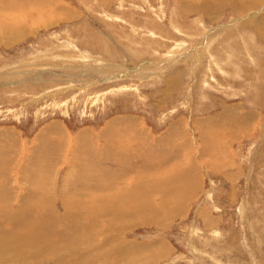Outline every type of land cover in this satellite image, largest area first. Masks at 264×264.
<instances>
[{
	"label": "rangeland",
	"instance_id": "374dc122",
	"mask_svg": "<svg viewBox=\"0 0 264 264\" xmlns=\"http://www.w3.org/2000/svg\"><path fill=\"white\" fill-rule=\"evenodd\" d=\"M239 1L0 0L1 242L38 200L59 243L35 264H264V0ZM174 165L185 202L155 223L90 238L62 216L110 188L159 202ZM89 238L109 258L81 259Z\"/></svg>",
	"mask_w": 264,
	"mask_h": 264
},
{
	"label": "bare ground",
	"instance_id": "6f19581e",
	"mask_svg": "<svg viewBox=\"0 0 264 264\" xmlns=\"http://www.w3.org/2000/svg\"><path fill=\"white\" fill-rule=\"evenodd\" d=\"M201 1L204 3V5L200 6L199 3L197 5L192 4L191 6H189V8L193 7L192 9H194V10L199 9V11H202L203 13H207L208 12L207 7L209 4V3L206 4L207 1H211L210 3L212 6H222L221 4H225V1L231 2L232 0H223L224 2L223 1H216V0H201ZM252 1H253V3L246 6V7L250 6V9L249 8H244V9L246 11L249 9L248 11H252V13H253V6H259L263 2L262 1L260 2L258 0H252ZM238 2H240V1L238 0ZM245 3H246V0H245ZM235 4H237V3H235ZM233 7L235 8L234 5H233ZM185 8H186V6H185ZM190 12H193V11H186V10H184V7L181 9L182 14H187ZM15 26H16V24H15ZM22 30H24V29H22ZM24 33L25 32L15 33L14 37L18 36V35H22ZM10 38L11 37H9V39ZM85 58H87V57H85ZM108 161H109V159H108ZM114 162H112V163L114 164ZM123 164H124V162H123ZM123 164H121V165H123ZM174 166L170 167L171 170L169 171L171 173V176H172V178H170V177L169 178L172 181L174 179V175H176L175 171L177 170L176 169L177 166H175V167ZM185 173L186 172H183L182 174H185ZM154 176L155 175L153 174V178H154ZM165 178H167V174H165ZM179 179H180V177H179ZM179 181L182 183L181 180H179ZM174 184H175V181H173L172 185L170 187H168V189H165L166 191H168L169 188H171L172 189L171 191H173V190L174 191L172 193L162 192L161 194H163V198L161 197L160 199H158L159 202H157L155 200L156 198H158V197H156L157 195L155 193H159V192H155V191L159 190V187H156V189L153 190L152 193L148 191L147 192L148 195H146V196H141L139 191H136L134 193L135 196H133V192H134V190H133V191H130L128 196L125 198L119 194H116V190L114 188H110L109 191L98 194L99 195L98 197H102V199H91V200L84 201V202L79 201L77 205H75L73 201H69L70 202V209H68L67 205H65V209L63 211L64 215H62V216L70 218V219H71V217L74 216V221H72V222H71V220L67 221V218H66V221H67L66 223L68 224V226L73 225V224H75V225L79 224V227L83 231V233L85 235L86 234L90 235V238L92 235H95V232L98 228L100 230L104 231L103 234H109V232H114L117 228L116 225H117L118 221L124 220L127 216H132V214H135L139 209H143L146 212L145 215L147 217L142 218L141 215H138L139 220L136 221L137 224H143V223L148 224L151 222L150 219L151 220L154 219V223H155V221L161 219V218L157 219V217H159L158 214L160 211H158V213L156 214L157 216H155V211L157 210L156 208H158V205L160 204V202H162L160 200H164L160 204V206H162V207L166 206L164 208L165 210H168L169 208L173 209V208H175L174 206H176V205L179 206V204L184 205L183 203H180L181 199L182 200L185 199V196H186V195L184 196V194H185L184 189L183 190L182 189H176L177 185H174ZM133 197H134V200L132 199ZM19 199H21V198H19ZM106 199H107V201H106ZM31 200H32V198L30 199V201ZM130 200H132V201H130ZM171 200L174 201L175 204H172L170 202ZM37 201L35 200L34 203L29 205V207H28L29 211L26 213V215H25V213L23 215V217H28V216H30V217H28L24 220L10 219L9 218L10 216L7 218L9 225L11 226V228H13L15 230L16 236L9 237L6 239L8 241V244L10 243V245H7L4 241L1 242V240H0V264H31V263L35 264V263H38L37 261L35 262L34 260L39 255V251H45V250L54 251L55 248H53V247L58 245L59 238L57 239V237H58L57 231H56L55 227H51V223L49 222L50 219H55V217H57L56 215L53 216L55 214L53 204L51 206L49 204L48 200H47L48 202L40 201L39 203H37ZM0 202H2V201H0ZM32 202H33V200H32ZM181 202H185V201H181ZM115 203H119L123 207L117 206V204H115ZM157 203H159V204H157ZM5 207L6 206H4V208L1 209V212H5L4 214L7 215V211H6ZM36 208H38V209H36ZM80 208H83L84 211L81 212ZM113 208H117V209L114 210ZM30 210H31V213H29ZM129 210L134 211V212L129 213L128 212ZM165 210L163 211L164 213L166 212ZM169 213H170L169 216L171 217L173 212H168L167 214H169ZM101 214H109V217L107 220H100L99 223L96 224L94 221V217L101 215ZM169 216H168L167 220L170 219ZM58 217H59V215H58ZM30 218H32V221L31 222L27 221ZM8 222H6V223H8ZM44 225L46 227H49V228L45 229V230H41L40 227H42ZM5 227H7V226H5ZM23 230H24V232H23ZM65 233L69 234V232H67V230ZM90 238L86 239L87 241H89L87 244H83L84 246L85 245L86 246L84 248H82L80 251L81 259L88 258L91 255H93L92 258H98V257L101 258V255H102V257L109 258V255L112 253V252L108 253L107 250H109V248L108 249L106 248L104 251L100 250V247L104 248L103 244L100 243L101 245H98V243H96L97 240H95V241L90 240ZM65 241L67 244H71V242H72V240H65ZM79 241H81V240H79ZM82 241H84V240H82ZM19 242H22L24 245H29L28 250H30V252H29V260L28 261H25L23 257H18L17 260H9L11 255L14 252H15V254L13 256H16L18 254V252L19 253L23 252V247L19 246ZM91 242H93V244H94L93 248H92L93 244ZM108 245L113 246L112 243H110ZM159 245H161V243ZM106 247H108V246H106ZM69 248L72 251H73V249H75L74 247H69ZM66 250H68V246L63 251L66 252ZM105 255H107V256H105ZM45 263H47V262H45Z\"/></svg>",
	"mask_w": 264,
	"mask_h": 264
}]
</instances>
